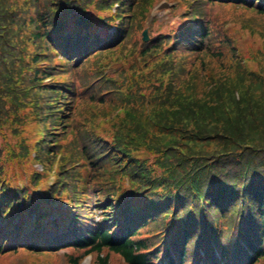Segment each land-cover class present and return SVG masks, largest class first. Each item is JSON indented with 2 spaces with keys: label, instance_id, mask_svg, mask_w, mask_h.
<instances>
[{
  "label": "trees",
  "instance_id": "trees-1",
  "mask_svg": "<svg viewBox=\"0 0 264 264\" xmlns=\"http://www.w3.org/2000/svg\"><path fill=\"white\" fill-rule=\"evenodd\" d=\"M178 3L177 27L132 41L153 0H0L1 255L264 263V50L248 68L207 11L241 7L264 38V0ZM118 53L126 66L113 76ZM86 104L109 108L98 109L108 135L91 125L78 140ZM30 147L47 170L59 158L46 185L42 169L6 174Z\"/></svg>",
  "mask_w": 264,
  "mask_h": 264
},
{
  "label": "rangeland",
  "instance_id": "rangeland-1",
  "mask_svg": "<svg viewBox=\"0 0 264 264\" xmlns=\"http://www.w3.org/2000/svg\"><path fill=\"white\" fill-rule=\"evenodd\" d=\"M183 6V4L179 5L178 0H153V4L146 13L145 19L141 21L142 28H136L135 32L133 33L132 41L137 39L141 40L140 32L142 34L144 29L148 38L147 32H149V34H156L158 31L165 32L173 29L174 27H177L181 18L183 17L181 16L185 8V6ZM207 11L208 14H215V16L213 15L214 18H212V23H214L213 27L218 28L219 35L222 34L223 37L227 33L229 36H231L233 43L238 46L239 52L244 58L246 66L250 69H255L257 66V59L254 57V55L257 54L258 50H264V38L259 34L258 28L255 25V20L245 22V20L243 21V19H240L242 16H248V11L241 7H234L229 4L216 6L213 8V10L208 9ZM257 19L261 20L264 19V17L257 16ZM121 52L122 54L125 52V57L131 58L136 54V50H134L132 42L127 43V46L122 49ZM125 57L124 55L121 56L120 53H118L117 59H112V61L107 66H105V71L109 74H112L113 76L116 73H119L121 69L126 66V63L123 61ZM185 65L187 68L188 63H186ZM117 96L118 94L110 93L107 98L109 99L107 103H119L120 100L117 98ZM87 101L89 100L87 99ZM88 104L93 105L91 101H89ZM91 108L93 109H89L87 104L84 105L80 109L79 115L76 116V118H80V120L84 121L85 123L84 126H79L80 131L82 130V133L79 134L78 137L79 141H82L83 137L91 135V125L94 126V129L98 130L100 133L108 135L106 131L107 124L106 122L103 123L104 117L100 115V113L102 112H99L98 109L104 110L106 112L107 110H109V108L106 106ZM108 116H116L115 109L113 107ZM90 120L94 122H90ZM33 137L34 136L31 134V130L29 129H27L25 133H20V138H23V142L28 144L29 146ZM67 137L69 139L71 138L69 134L67 135ZM15 139L16 137H13L11 139V142ZM66 141L67 139H63V137H60V142L64 143ZM33 155L34 151H32V148L30 147L28 149V155L25 159H21L20 162L14 160L16 162L9 163L8 168L10 169H7L6 171V174H8L9 178L13 177L14 182H23L28 175L26 173L28 170L34 169L40 171V169H42L45 171V174L43 176V179L45 180L42 184L46 185V181H53L55 176L54 171L59 168V158L58 163H51V168L47 170L45 169L44 164H42L41 162H38L37 160H30V158H34L32 157ZM46 164L48 166V163ZM76 253H79V251L72 248H65L63 250L56 251L55 253H53L54 255H50V253L48 252L42 253L43 255H40L35 252L27 251L25 249V251L20 250L17 254L7 256L0 254V264H52L51 260H53L55 264H70L68 259L69 256ZM78 262V264H95L94 254L80 256ZM109 264H125V262L119 256L111 254Z\"/></svg>",
  "mask_w": 264,
  "mask_h": 264
},
{
  "label": "water",
  "instance_id": "water-1",
  "mask_svg": "<svg viewBox=\"0 0 264 264\" xmlns=\"http://www.w3.org/2000/svg\"><path fill=\"white\" fill-rule=\"evenodd\" d=\"M147 38L145 29L142 32V39L145 40Z\"/></svg>",
  "mask_w": 264,
  "mask_h": 264
}]
</instances>
